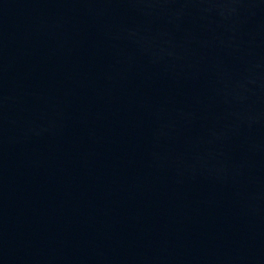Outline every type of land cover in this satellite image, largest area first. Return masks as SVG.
Returning <instances> with one entry per match:
<instances>
[{"label": "water", "instance_id": "obj_1", "mask_svg": "<svg viewBox=\"0 0 264 264\" xmlns=\"http://www.w3.org/2000/svg\"><path fill=\"white\" fill-rule=\"evenodd\" d=\"M0 264H264V0H0Z\"/></svg>", "mask_w": 264, "mask_h": 264}]
</instances>
